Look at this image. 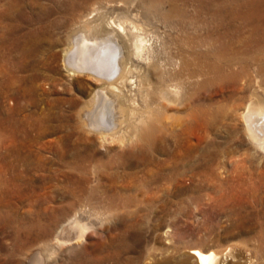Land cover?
Instances as JSON below:
<instances>
[{
  "label": "rangeland",
  "instance_id": "obj_1",
  "mask_svg": "<svg viewBox=\"0 0 264 264\" xmlns=\"http://www.w3.org/2000/svg\"><path fill=\"white\" fill-rule=\"evenodd\" d=\"M115 1H0V264H23L40 244L56 252L51 264H198L196 248L219 253L225 264H264V150L243 117L264 107V73L255 63L264 64V0L239 1L249 14L239 23L249 45L231 46L247 50L250 76L239 60L211 56L206 63L221 68L195 84L171 76L180 48L204 42L213 22L200 15L208 24L191 26L190 8L177 25L158 0ZM94 3L108 21L138 23L146 57L181 87L174 105L159 101L163 79L147 76L148 91L133 92L144 122L122 108L130 115L119 135L125 143L114 139L107 148L81 117L99 85L65 63ZM201 46V53L210 48ZM149 121L157 124L150 140ZM80 153L90 155L83 170ZM39 214L48 232L34 225ZM72 217L87 227L85 240L54 246Z\"/></svg>",
  "mask_w": 264,
  "mask_h": 264
},
{
  "label": "bare ground",
  "instance_id": "obj_2",
  "mask_svg": "<svg viewBox=\"0 0 264 264\" xmlns=\"http://www.w3.org/2000/svg\"><path fill=\"white\" fill-rule=\"evenodd\" d=\"M0 1L4 2L5 0ZM239 1L240 0L157 1L164 17H166L168 21L178 20L176 21L177 25L183 24L182 19L188 14L190 8L193 9V13L196 16L189 22L191 26H195L197 23L202 24L201 22L208 24L206 19H210L214 24V28L206 35L204 42L197 39L195 42L189 43L187 45L188 48H180L178 70L171 76L173 81L182 82L183 80H188L189 84H195L200 77H205L206 74L208 75L215 70H219L218 67H221L216 63H212V61L210 64L206 63L211 56H218L221 61L228 62V65H231L230 62H233V58L237 59L234 65L237 64L239 60L243 72L245 71L249 75L250 65L248 66V58L244 56L247 50H239L242 54L239 55L240 53L237 54L239 51H236V49L231 46L238 44V42L240 45H249V37L246 31L243 30L244 27L239 25L241 21L244 26L247 24V17L249 14L245 13L243 9L241 10ZM115 2L121 4L126 2V0H116ZM97 4L98 3L92 4V10L83 17L82 22L84 23V28L75 35L74 48L67 52L65 63L67 65V71L73 76L84 74L99 85L93 100L90 102V107L82 112L81 117L85 121L83 124L88 132L93 134L96 133L102 145L107 148V145L114 141V139H120L119 141L125 143L124 139L121 136L119 137L122 126L127 120L125 117L131 115V118H134L136 122L142 121L143 115L146 114H143L141 117L138 116L140 115L138 111H140L142 107L138 102L137 95L133 92L135 89L137 92H142L145 89L147 90V76L155 73L163 79V82L157 86L159 101H167L174 105L177 99L180 98L181 87L176 84H169L165 80L164 73L160 71V66L151 58L146 57V53L150 48L147 45L148 43L146 44L148 40L144 41L145 37L143 38V36H141V38L136 34L135 30L137 25L140 26L138 23L135 24V22L130 21L129 18L124 20L121 19L118 23L108 21L104 10L102 11L101 6L98 7ZM247 4L249 5L250 2L244 1V6ZM200 15H205L206 19H201ZM142 30L144 32V28ZM205 41L210 44V48L207 52L201 53L197 49L198 47H202L201 43L205 45ZM77 42H80L78 46ZM250 60L252 59L250 58ZM255 63H258L257 65L259 68H257V72H259L258 74H260L259 77L261 78L264 73V64H259L258 60H256ZM229 71L231 74H235L233 71ZM222 78L223 77H221V79ZM171 79L169 78L170 81H172ZM126 106L130 109V115L128 116H126L127 114L125 115V112L123 114L122 111V108L128 110ZM243 117H246V122L248 124L247 130L250 132L251 137L257 145L264 150V107L261 106L259 110L256 111H249L247 115ZM143 122L144 121H142V123ZM156 125L154 121L150 122L149 127L144 130L148 140H150L151 136L155 133L157 129ZM138 127L139 126L136 128ZM126 146L127 144H124V147ZM78 155L79 162L76 167L83 170L85 169L83 161L89 158L90 155L84 156L81 153ZM71 182L74 185V183L79 181L76 178H71ZM46 210V212L50 211L48 207ZM38 216H40V218L34 219L33 222H36L34 225L43 228V232H48V228L43 223L44 219L42 215L39 214ZM86 234L87 227L84 226L77 217H72L57 232L54 237V242L56 243L54 246H61L62 249V246L78 244L85 240ZM55 253L52 247L40 244V246L31 249L23 255L21 260L23 264H51L55 257ZM191 255L198 264H225L227 261V259H224L225 257L217 252L204 251L200 248L191 250Z\"/></svg>",
  "mask_w": 264,
  "mask_h": 264
}]
</instances>
